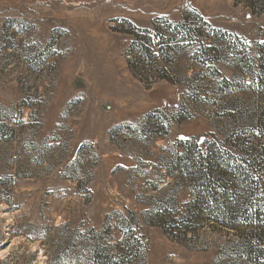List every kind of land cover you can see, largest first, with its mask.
Here are the masks:
<instances>
[{
	"label": "rangeland",
	"instance_id": "1",
	"mask_svg": "<svg viewBox=\"0 0 264 264\" xmlns=\"http://www.w3.org/2000/svg\"><path fill=\"white\" fill-rule=\"evenodd\" d=\"M259 2L0 0V264H241L237 232L185 229L166 164L194 136L236 163L261 141Z\"/></svg>",
	"mask_w": 264,
	"mask_h": 264
},
{
	"label": "trees",
	"instance_id": "2",
	"mask_svg": "<svg viewBox=\"0 0 264 264\" xmlns=\"http://www.w3.org/2000/svg\"><path fill=\"white\" fill-rule=\"evenodd\" d=\"M259 1L254 0L252 5L261 6ZM182 32L190 37L193 29L186 26ZM165 39L169 41L171 36H165ZM151 44V38H146L143 43L146 57L153 56ZM259 51L260 58L264 60V44ZM253 79L258 88L264 89V64L259 66ZM259 136L261 141L241 150L239 163H236L235 153L223 147L224 143L210 133L182 141V153H175L173 160L166 164L169 175L179 173L183 181L191 186L194 196L186 204L187 213L181 219L185 229H190L191 222L200 226L209 221L237 232L241 238V264H262L264 259V193L254 192L253 177L250 175L254 169L264 172V128ZM168 228L175 231V221ZM100 252L94 254L96 264H111V256L101 255Z\"/></svg>",
	"mask_w": 264,
	"mask_h": 264
},
{
	"label": "snow or ice",
	"instance_id": "3",
	"mask_svg": "<svg viewBox=\"0 0 264 264\" xmlns=\"http://www.w3.org/2000/svg\"><path fill=\"white\" fill-rule=\"evenodd\" d=\"M181 139H187V137H181Z\"/></svg>",
	"mask_w": 264,
	"mask_h": 264
}]
</instances>
